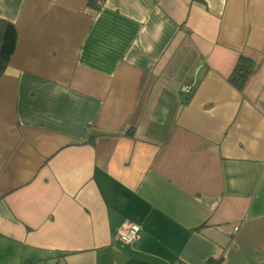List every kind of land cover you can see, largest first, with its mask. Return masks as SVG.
Returning a JSON list of instances; mask_svg holds the SVG:
<instances>
[{
  "label": "crops",
  "instance_id": "crops-1",
  "mask_svg": "<svg viewBox=\"0 0 264 264\" xmlns=\"http://www.w3.org/2000/svg\"><path fill=\"white\" fill-rule=\"evenodd\" d=\"M0 19V264H264V0H0Z\"/></svg>",
  "mask_w": 264,
  "mask_h": 264
},
{
  "label": "trees",
  "instance_id": "trees-1",
  "mask_svg": "<svg viewBox=\"0 0 264 264\" xmlns=\"http://www.w3.org/2000/svg\"><path fill=\"white\" fill-rule=\"evenodd\" d=\"M16 37L15 26L11 22L0 19V76L5 71L13 54ZM254 67V61L244 56H239L228 77V81L235 88L241 89Z\"/></svg>",
  "mask_w": 264,
  "mask_h": 264
},
{
  "label": "built area",
  "instance_id": "built-area-1",
  "mask_svg": "<svg viewBox=\"0 0 264 264\" xmlns=\"http://www.w3.org/2000/svg\"><path fill=\"white\" fill-rule=\"evenodd\" d=\"M183 89L189 91L190 85L184 86ZM140 230L141 227L139 224L131 221L124 222L117 232V238L124 244H133L139 238ZM233 230L236 231L237 226H235Z\"/></svg>",
  "mask_w": 264,
  "mask_h": 264
}]
</instances>
